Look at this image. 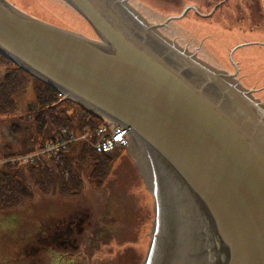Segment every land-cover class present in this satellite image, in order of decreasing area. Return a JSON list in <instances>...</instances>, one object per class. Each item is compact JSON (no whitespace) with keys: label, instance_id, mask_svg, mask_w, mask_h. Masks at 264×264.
<instances>
[{"label":"water","instance_id":"obj_1","mask_svg":"<svg viewBox=\"0 0 264 264\" xmlns=\"http://www.w3.org/2000/svg\"><path fill=\"white\" fill-rule=\"evenodd\" d=\"M97 39L0 0V55L128 129L153 197L142 264H264V104L128 0H62ZM247 234V242L244 235Z\"/></svg>","mask_w":264,"mask_h":264},{"label":"rangeland","instance_id":"obj_2","mask_svg":"<svg viewBox=\"0 0 264 264\" xmlns=\"http://www.w3.org/2000/svg\"><path fill=\"white\" fill-rule=\"evenodd\" d=\"M6 1L47 24L71 30L90 39L96 38L94 31L84 19L76 12L73 13L69 6L57 0ZM130 2L150 24H162L183 14L179 19L168 21L166 26L159 30L160 33L174 40L181 48L189 49L187 50L189 53L197 51L198 56L215 69L237 73L236 79L241 85L250 90L255 99L264 103V0H130ZM83 30L88 35L83 33ZM0 65L3 66L2 62ZM27 79V86L23 87L22 92L15 98L17 110L15 115L10 117L12 121L0 116V170L11 172L12 175L16 171V168L10 167L13 162L6 164L4 160L10 155L27 156L33 144L28 131L24 129V121H20L26 104L33 97L34 79ZM13 125L18 127V132L17 129L14 130ZM77 132L83 134L81 130ZM38 151L29 157H39L41 154ZM74 158L73 166L78 168L75 171L76 180L64 173L60 176V182H49L47 190L42 191L40 184L31 179L29 181L32 185L29 187V193H25L27 203L24 206L6 212L0 205V264H56V255L53 259L47 257L48 252L45 253L44 250H39L38 253H31L28 250L33 233L38 229L40 222H48V219L59 215L61 217L68 206L76 208V204L79 205L81 202L80 207L85 208V205L89 204L88 201L95 198L98 199L95 204L99 210L98 216L100 210L106 211L107 220L116 222L117 228L110 235V245L101 247L90 264L106 261H109L108 264H142L151 239L154 202L152 195L142 184L135 165L130 163L127 155L119 154L112 157L108 165L114 175L110 180L99 183L93 179L95 175V172H91L93 166L82 171L86 163L83 159L87 157L80 155L78 158L77 154ZM54 161L55 159H51L45 167H53L56 165ZM35 163L38 162L26 160L17 163L15 160L14 164ZM48 175L50 177V173ZM114 176L117 177L112 181ZM17 178L24 182L20 175H17ZM130 180L133 183H130L129 193L133 198L125 196L124 207L117 204L119 211H114L115 217L105 202V197L107 200V196H110L107 188L121 189L125 181ZM112 183L116 186L113 187ZM73 192L75 194H72ZM78 201L80 202L77 203ZM127 209L130 214L125 215ZM134 238V242H129ZM135 243H138L136 252L130 250L134 248ZM32 244L40 246L39 243ZM30 254L33 255L32 258Z\"/></svg>","mask_w":264,"mask_h":264},{"label":"trees","instance_id":"obj_3","mask_svg":"<svg viewBox=\"0 0 264 264\" xmlns=\"http://www.w3.org/2000/svg\"><path fill=\"white\" fill-rule=\"evenodd\" d=\"M0 62L3 64V66L0 65V77H2V81L0 82V116H5L10 122L12 121L10 117L15 115L17 110L15 103L17 94L22 92L23 87L27 86V78L34 79L35 85L32 88L33 97L31 101L26 104V109L20 117V121H24V129L29 133V139L31 142L33 140L32 150L30 153H27V156L23 155L24 159L17 160V163L26 160L38 162L29 165L14 164L15 161H12V157L18 156V154L7 156L6 159L9 158L8 160L13 162L10 167L16 168V171L14 175H12L11 172L4 171L3 169L0 170V174L2 173L0 176V205L2 210L6 212L15 211V209L27 203L25 193H29V187L32 185L31 181H29L31 179H34L40 184L42 191L47 190L49 182H60V176L64 175V173L71 175L72 179L76 180L77 176L75 171L78 168L73 166V161H75L74 157L77 154L78 158H80V155L87 157V159H83L84 161L86 160V163L85 166L82 167V171L89 168V166H93L94 169H92L91 172H95V175L92 176L96 182L102 183L110 180L114 174H112V171L109 169L108 161L119 154L125 155L122 149L101 154L86 149L82 145H76V148L71 147L72 149L69 148L66 152L60 150L59 153L54 154L57 158L48 154H41L37 158L29 157L37 150L41 153L46 143L59 136V130L61 128H66L69 131H84L85 129L96 128L105 121L100 116L77 105L73 101H61L62 95L57 93L50 86L29 75L26 71L17 67L1 55ZM15 121H17V119H15ZM12 127L14 130L17 129V132L19 131L18 127L15 125ZM51 159H55L54 163H56V165H52L53 167H45L47 163L49 164ZM48 173H50V177ZM17 175L23 177L24 182L20 180V178H17ZM116 177L117 176H114L112 181H114ZM112 185L113 187L116 186L113 183ZM72 194H75V192ZM109 207L112 213H114V211H119L117 205H109ZM128 214H130L129 209L126 210L125 215ZM112 215L116 217L115 213Z\"/></svg>","mask_w":264,"mask_h":264},{"label":"flooded vegetation","instance_id":"obj_4","mask_svg":"<svg viewBox=\"0 0 264 264\" xmlns=\"http://www.w3.org/2000/svg\"><path fill=\"white\" fill-rule=\"evenodd\" d=\"M227 73L235 76L233 72ZM233 78L235 79L236 77ZM125 155H129L128 148ZM121 158L120 161L122 160ZM127 158L130 163L134 164L128 156ZM128 182L125 181V185L121 189L107 188L110 196H107V200L105 197V202L109 205L119 204L124 207L126 205L123 201L124 197L133 198V195L129 193L130 183L133 182L131 180ZM104 194L106 193L104 192ZM97 200L95 198L92 201H88L89 204L85 205V208H81V202L78 201L77 203H80L79 205L76 204V208L70 206L65 208L61 217L59 215L56 218L48 219V222H40L38 229L33 233L28 243V250L31 253H38L39 250H44L48 252L47 256L53 255L52 257L49 256V258L53 259L54 255H56V264H85V262L90 264L95 253L100 251L101 247L110 245V235L117 228L116 222L107 220L106 211L100 210V215L98 216L99 210L95 206ZM134 241L135 238L129 242ZM32 243H39L40 246ZM137 244L135 243L133 245L134 248H130V250L136 252ZM140 244H142V241ZM30 257L32 258L33 255L30 254ZM19 258H22V256ZM108 263L109 261L100 264Z\"/></svg>","mask_w":264,"mask_h":264},{"label":"built area","instance_id":"obj_5","mask_svg":"<svg viewBox=\"0 0 264 264\" xmlns=\"http://www.w3.org/2000/svg\"><path fill=\"white\" fill-rule=\"evenodd\" d=\"M77 142L85 144L97 153H108L127 145V130L114 124L100 125L93 131L81 135L62 130L60 139L46 144L40 154L53 155L57 158L54 154Z\"/></svg>","mask_w":264,"mask_h":264},{"label":"bare ground","instance_id":"obj_6","mask_svg":"<svg viewBox=\"0 0 264 264\" xmlns=\"http://www.w3.org/2000/svg\"><path fill=\"white\" fill-rule=\"evenodd\" d=\"M58 1H59V0H57V2H58ZM59 2H61V1H59ZM51 3H52V2H51ZM61 3H62V2H61ZM46 4H47V3H46ZM72 12H73V11H72ZM73 13H75V12H73ZM75 17H76V16H75ZM78 19H79V18H78ZM83 31H84V32H83ZM83 31H82V32L85 33V30H83ZM86 31H87V29H86ZM85 34H86V33H85ZM86 35H88V34H86ZM122 150H124V149H122ZM247 240H248V239H247V234H245V235H244V242H245V244H246ZM248 242H249V240H248ZM44 252H45V251H44ZM44 252H43V253H44ZM45 253H46V252H45ZM46 254H47V253H46ZM49 256H50V255H48L47 257H49ZM52 256H53V255H52ZM52 256H50V257H52ZM47 257H46V258H47ZM59 260H60V259H59ZM83 261H85V260H83ZM75 262H77V261H75ZM87 263H88V262H87ZM88 264H89V263H88Z\"/></svg>","mask_w":264,"mask_h":264}]
</instances>
